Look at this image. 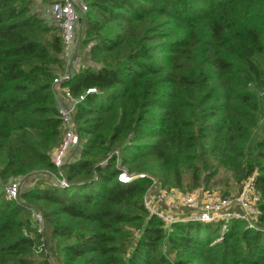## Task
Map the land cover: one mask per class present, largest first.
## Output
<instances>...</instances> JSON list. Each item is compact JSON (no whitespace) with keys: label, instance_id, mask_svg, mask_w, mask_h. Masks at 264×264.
Segmentation results:
<instances>
[{"label":"trees","instance_id":"1","mask_svg":"<svg viewBox=\"0 0 264 264\" xmlns=\"http://www.w3.org/2000/svg\"><path fill=\"white\" fill-rule=\"evenodd\" d=\"M84 1L87 58L68 85L72 96L97 92L76 104L79 141L57 168L59 28L35 0H0V186L33 182L24 201L0 192V264H47L33 207L58 264H264V0ZM221 166L239 189L253 176L255 229L243 220L168 229L148 214V175L188 190L185 172L195 189ZM124 172L142 175L123 181Z\"/></svg>","mask_w":264,"mask_h":264},{"label":"built area","instance_id":"2","mask_svg":"<svg viewBox=\"0 0 264 264\" xmlns=\"http://www.w3.org/2000/svg\"><path fill=\"white\" fill-rule=\"evenodd\" d=\"M87 10L88 6L84 0L52 1L42 8L43 14L59 28L66 57L74 52L80 13L83 14ZM73 74L66 64L52 79V87L58 101L57 114L63 128L62 141L51 153L52 162L57 168L62 166L68 151L79 141L73 120L76 104L83 100L87 94L97 92L95 87H89L83 93L72 96L68 83L72 80ZM61 87H65L63 91ZM60 91L64 99L58 95ZM130 178L132 176H128L125 172L120 174V179L123 181ZM150 179L149 188L143 197V205L149 215H155L163 222L165 228L169 229L176 222H220L225 228L228 221L232 220H243L251 228L256 227L255 222L259 214V195L255 192L252 184V176L232 197L218 195L204 187L181 190L176 186H164L158 179L152 177ZM54 181L59 185L67 184L64 177L54 178ZM20 188L21 180L12 178L5 184L3 195L8 200H18ZM31 223L40 242L35 252L37 254L43 252L42 254L48 260L47 264H54L47 244L46 220L42 212L36 208L31 209Z\"/></svg>","mask_w":264,"mask_h":264},{"label":"rangeland","instance_id":"3","mask_svg":"<svg viewBox=\"0 0 264 264\" xmlns=\"http://www.w3.org/2000/svg\"><path fill=\"white\" fill-rule=\"evenodd\" d=\"M35 2L32 3V7L34 9H36L37 12H41L42 11V8L43 6L47 5L49 2H45L43 5L40 3L39 0H35ZM40 3V4H39ZM47 3V4H46ZM79 42H80V37L78 39H76V42H75V47L79 45ZM75 53V51L72 53V55ZM79 53L81 54V52H77L76 55H79ZM83 54V52H82ZM72 55H69V57H65V63H64V66H66V64H68V66L70 67L72 64H74L73 60V56ZM83 56V55H82ZM83 60V57L81 59V62ZM76 61H78V59H76ZM83 63V62H82ZM62 70V69H61ZM72 71V70H71ZM73 73V72H72ZM58 95L60 96L61 94L58 93ZM48 170L46 169H42L41 171H37V172H42V173H46ZM36 172V173H37ZM142 174H133L131 175L132 177H136V176H140ZM146 176V175H145ZM150 178H154V179H157V177L155 176H150L148 175ZM184 178H183V182H182V187L184 189H188V190H191L193 187H191L189 184V174L188 173H184L183 174ZM253 177V176H252ZM54 178H61V177H54ZM23 180V183H21L22 187L20 188V192L23 191L24 189H26V187H30L33 182H31L30 180H25L22 178ZM56 181V180H55ZM245 182V181H244ZM7 183V182H6ZM5 182L1 183V188H0V192L3 193V188L6 184ZM61 186H64V185H61ZM198 187H204L206 189H209L211 191H214L216 194L218 195H221V196H224V197H232L234 195H236L238 192H239V188H240V183L237 181V178H236V172L235 171H231L227 168H224L223 166H221L219 169H218V172L212 177L210 178L207 182H203L200 186ZM149 187H147L148 189ZM165 189L167 187H164ZM147 191V190H146ZM19 192V193H20ZM24 201L22 200L21 198V195H18V200L17 201ZM35 208V207H33ZM246 226L248 228H251L250 226H248V224H246ZM46 228H47V234H46V238L48 237V240H47V244H48V247H49V250H50V253L52 255V257H55L56 258V255H57V248L55 247V245H53V243L51 242L52 240L50 239V234H49V228H48V225L46 224ZM222 230H223V227L221 226ZM255 229V228H254ZM219 239V238H218ZM40 244V242H39ZM39 244L37 246H39ZM37 248V247H36ZM43 253V252H42ZM42 253L40 255H42ZM53 258V262L54 264H58L56 259Z\"/></svg>","mask_w":264,"mask_h":264},{"label":"crops","instance_id":"4","mask_svg":"<svg viewBox=\"0 0 264 264\" xmlns=\"http://www.w3.org/2000/svg\"><path fill=\"white\" fill-rule=\"evenodd\" d=\"M39 4H40V3H39ZM81 16H82V14L80 13V19H79V21H78V23H77V28H76V39H78V38L80 37V35H81V31H82V26H81V23H80V22H81ZM74 51H75V53L72 55L73 58H74V60H73L74 64H72V65L70 66V69L72 70L73 73L79 71V69H80L81 66H82V62H83V60H84L85 58H87V55H86V53H85V50H84V48H82V46L80 45V42H79V45L75 47ZM77 52H81V54L79 53V55H76ZM82 52H83V54H82ZM82 55H83V56H82ZM82 57H83V60H82V62H81ZM76 59H78V61H76ZM64 88H65V87H61V90L63 91ZM60 94H61V95H60V98H61V99H64V98H63V95H62V93H61V91H60ZM50 239L52 240L51 242H52L53 245H54L55 239H52L51 237H50Z\"/></svg>","mask_w":264,"mask_h":264},{"label":"water","instance_id":"5","mask_svg":"<svg viewBox=\"0 0 264 264\" xmlns=\"http://www.w3.org/2000/svg\"><path fill=\"white\" fill-rule=\"evenodd\" d=\"M57 183V182H56Z\"/></svg>","mask_w":264,"mask_h":264}]
</instances>
